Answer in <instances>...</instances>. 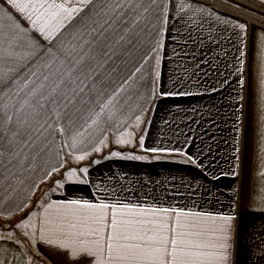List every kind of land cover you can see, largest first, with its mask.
I'll use <instances>...</instances> for the list:
<instances>
[{
	"label": "crops",
	"instance_id": "1",
	"mask_svg": "<svg viewBox=\"0 0 264 264\" xmlns=\"http://www.w3.org/2000/svg\"><path fill=\"white\" fill-rule=\"evenodd\" d=\"M164 2L169 9L166 24L154 20L151 35L141 34L135 47L117 43L121 33L110 32L92 46L81 66L91 95L101 89L105 96L119 92L114 103L121 129L135 122L137 115L141 117L135 135L138 144L120 145L115 151L121 153L118 157L111 155L114 150L103 149L90 154L87 162L76 161L72 167L88 169V183L69 182L60 188L51 183L62 177L56 173L45 176L59 164L56 145L63 146L60 156L67 163L69 157L81 154L77 149L83 143L68 149L65 141L71 143L70 139L53 133L48 137L53 151L38 160L35 169L17 173L22 183L12 179L15 191L11 199L0 202V212L20 215L15 208L24 201L28 202L25 211L39 212L40 202L81 199L232 215L229 264H264L259 258L264 246V177L258 174L264 168V45L254 39L264 28L248 27L242 18L200 0H185L192 7L183 13L173 9L172 0ZM103 3L105 0H95V6H89L92 11L85 8L77 14L60 38L69 40L85 25L90 28ZM176 4L178 7L179 0ZM0 5L7 10L3 0ZM199 8L205 11H197ZM15 15L29 26L19 13ZM241 23L246 25L245 31L237 27ZM29 32L47 44L30 26ZM148 101L151 106L145 112ZM69 111L74 113L71 106ZM107 131L97 130L101 137ZM141 137L144 148L167 151L142 150ZM129 154L147 158L128 159ZM43 187H53L58 193L44 198L39 195ZM7 195L0 187V196ZM0 219L5 221L4 216ZM41 253L34 264H61V257L46 258L49 253L43 247ZM24 258V248L13 249L7 257L12 264H21Z\"/></svg>",
	"mask_w": 264,
	"mask_h": 264
},
{
	"label": "snow or ice",
	"instance_id": "2",
	"mask_svg": "<svg viewBox=\"0 0 264 264\" xmlns=\"http://www.w3.org/2000/svg\"><path fill=\"white\" fill-rule=\"evenodd\" d=\"M3 3L8 7L6 10L0 5V181L4 182L0 187L8 195L0 196V202L11 199V192L15 191L12 179L22 183L17 177L20 170L35 169L38 160L53 151L48 139L53 133L67 136L71 143H65L75 150L86 136L92 137L97 130L106 132L107 128L101 125L119 129L114 103L119 92L105 96L101 89L91 95L92 89L85 83L88 77L83 76L81 66L92 46L106 39L108 33L119 31L117 43L123 41L135 47L140 42L137 37L151 35L154 20L168 22L169 11L164 0H105L90 28L85 25L71 39L64 40L60 38L63 30L85 8L92 11L95 0H3ZM172 7L183 13L192 5L179 0L177 7L176 0H172ZM16 13L47 44L30 33L29 26H24ZM237 27L246 30L243 23ZM254 39L264 45V31ZM261 83L264 86V81ZM76 104L81 107L76 108ZM70 106L74 113L69 111ZM135 120L138 126L141 117L137 115ZM132 137V132L120 131L115 143L132 144ZM106 141L104 136L99 143L107 146ZM139 145L146 152L167 151L144 148L143 137ZM62 147L56 145L59 164L45 172L46 177L64 167ZM93 150L99 152L101 148ZM111 155L118 157L121 153ZM88 156L87 151H82L73 158L83 161ZM126 158L147 157L129 154ZM188 160L196 163L191 156ZM87 174L86 167H69L62 180L56 182L57 187L69 182L86 184ZM258 174L264 177V168ZM37 206L39 212L25 211L27 201L17 205L15 211L23 215L14 223L12 212H0L6 221L0 224V264H12L7 257L13 249L20 248L26 250L21 264H34L36 255H43L41 247L49 253L46 258L61 257V264H229L232 215L81 199L40 202ZM259 252V258L264 260V246Z\"/></svg>",
	"mask_w": 264,
	"mask_h": 264
},
{
	"label": "rangeland",
	"instance_id": "3",
	"mask_svg": "<svg viewBox=\"0 0 264 264\" xmlns=\"http://www.w3.org/2000/svg\"><path fill=\"white\" fill-rule=\"evenodd\" d=\"M153 101V100H152ZM152 101H148V107H145V109H143V111L147 112V110L149 111L150 106H151V102ZM143 102V101H142ZM133 103H135V101H133ZM138 129L137 123L135 122H130L127 124V127L125 128V126L121 129L120 125H119V129H117V127H110V129L107 131V133H105L104 135H102V137L100 136V133H98L97 131L93 134L92 137H85L84 139V143L82 145V147H78L77 152L80 153L81 151H87L90 154H99L101 151L96 152L93 150L94 147H100L101 150L105 149V150H114V152L117 150V148H121L120 144L115 143V138L116 136L119 134L120 131H128V132H132L133 133V137H132V144H128V145H133V144H138V141L136 140V130ZM104 136H107V141L106 144L107 146L104 147V145H101L99 143L100 139H103ZM69 149V147H68ZM138 150V149H137ZM70 153V152H69ZM70 159L67 161L66 164H64V167H72L73 164L76 163V160L69 157ZM89 160V156L83 160L84 162H87ZM64 173V170H62L61 172H57V176L58 177H62V174ZM50 183V182H49ZM52 185H57L56 183H51ZM40 188V187H39ZM45 188V189H43ZM41 189V191H39V195L41 194V196L43 195L44 198L49 197L51 195H55L56 193H58L57 191H55V188L52 187V189H47L46 187H43ZM32 207H34V205H32ZM23 213H21L20 215H13L12 218V222L14 223L15 221H18L21 217H22ZM5 221L3 219H0V224H4Z\"/></svg>",
	"mask_w": 264,
	"mask_h": 264
},
{
	"label": "trees",
	"instance_id": "4",
	"mask_svg": "<svg viewBox=\"0 0 264 264\" xmlns=\"http://www.w3.org/2000/svg\"><path fill=\"white\" fill-rule=\"evenodd\" d=\"M213 5L223 12L242 18L248 27L264 28V4L256 0H200ZM39 264H48L36 261Z\"/></svg>",
	"mask_w": 264,
	"mask_h": 264
}]
</instances>
